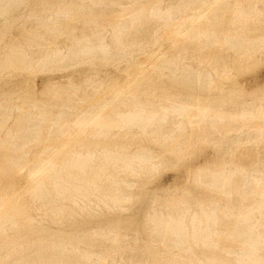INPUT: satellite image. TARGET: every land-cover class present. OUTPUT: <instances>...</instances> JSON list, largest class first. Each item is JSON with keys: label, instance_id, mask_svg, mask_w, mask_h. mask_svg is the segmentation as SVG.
Listing matches in <instances>:
<instances>
[{"label": "bare ground", "instance_id": "bare-ground-1", "mask_svg": "<svg viewBox=\"0 0 264 264\" xmlns=\"http://www.w3.org/2000/svg\"><path fill=\"white\" fill-rule=\"evenodd\" d=\"M134 1L136 5L130 4L133 7L122 8L119 0H80V5L78 0H0V85L9 84V77L13 79L22 72L45 73L72 67H83L98 75L109 66L123 63L125 74L123 83L113 80L95 85L86 75L89 79L82 82L84 87L91 86L94 96L108 89V94L104 93L108 101L104 97H91L86 89L82 94L77 84L72 83L67 102L60 101L62 94L57 88L61 87L50 83L46 90L49 102L37 98L33 85H28L27 92L21 93L25 106L18 104L19 93L11 87L0 90V156L4 158L0 164V264H103L112 258L111 253L120 241L113 226L81 231L78 235L77 231L48 232L43 222L48 219L62 227L83 214L97 215L102 210L115 213L122 209L131 199L133 177L140 179L161 165L147 149L130 150V143L141 137L149 138L162 151L176 152L174 157L180 160L186 148L180 151L183 141L178 135L187 125L200 126L205 122L212 133L221 136L214 145L219 153L216 158L226 156L230 162L213 168L200 165L185 172L190 174L193 185L207 193L228 197L234 194L238 202L224 204L212 197L209 203L199 202L191 210L184 197V200L178 196V199L152 198L143 216L145 226L150 225L151 241L161 244L152 264H264V160L258 159L254 167L242 170L233 161L236 151L245 143L259 142L264 135V127H260L264 124L261 102L241 101L237 104L238 115L231 117L232 114L209 103L193 105L171 95L158 96L156 83L150 76L169 74L172 83L205 92L221 87L212 74L218 77L227 74L225 66L201 52L216 45L235 54L240 52L239 62H248L254 54L264 51V31L257 29L264 24V15L257 5L264 0H172L166 6L156 0ZM97 4L104 9L93 14L95 11L91 9ZM86 10L92 17L99 15L105 19L99 18L102 20L99 25L97 19L88 17L84 21L87 29L76 28L79 18H73L72 14ZM218 13L222 15L216 18ZM224 18L228 22L220 30L216 21ZM65 22L73 23L71 30L65 28ZM147 24L149 28H143ZM169 27L173 28L167 31ZM164 30L170 41L166 42L170 54L167 51V56H154V51L152 55H144L152 62L148 69L137 59L132 61L133 50L146 54L154 47L151 39ZM56 35H64L67 42L56 43L53 39ZM188 45L194 47L191 57L196 66L187 60ZM14 94L17 102L12 101ZM70 101L74 104H69ZM52 108L57 111L52 113ZM231 122L238 126H232ZM165 123H170L171 129L163 130ZM111 130L122 134L120 146L94 143L97 138H108ZM88 137L93 141L90 144L84 143ZM34 142L44 144L36 155L30 148ZM201 142L215 144L211 137H203ZM171 144L178 147L169 148ZM7 172L25 173L26 186L22 192L15 193L12 180L8 186L3 185ZM237 173L241 174L239 181ZM8 190L14 192L9 196ZM22 200L31 203L29 210L38 218L29 216L23 220ZM217 212L227 218L220 229L215 227ZM96 239L108 245L106 251L94 255L90 250ZM224 241L229 244L224 245ZM191 243L208 254L201 258L194 256ZM80 245L89 249H81ZM146 245V252L153 253ZM216 250L221 253L219 258L209 254Z\"/></svg>", "mask_w": 264, "mask_h": 264}, {"label": "rangeland", "instance_id": "rangeland-1", "mask_svg": "<svg viewBox=\"0 0 264 264\" xmlns=\"http://www.w3.org/2000/svg\"><path fill=\"white\" fill-rule=\"evenodd\" d=\"M120 1H122L123 3ZM156 1H161V3H162V4L160 3L161 6H166L172 0H156ZM133 2L135 3L137 1L119 0L120 6L122 8L133 7L134 5H136ZM172 2H174V0ZM80 4H81V2H80V0H78L77 5H80ZM130 4H132L133 6ZM95 6H97V7H93L91 9L92 11H95V12H93V14H97V12H99V10L104 9V7H102V4H97ZM257 7L261 11L262 15H264V8H262V7H264V1L259 2ZM106 11H108L107 8H106ZM82 12L76 11V13L72 14L73 18H77V19L79 18L78 23L75 24L76 28L87 29V26L85 25L84 21L88 20V17L92 18L93 20L97 19L96 21H98L99 25H100L99 22H101L103 19H105V17H102L103 19L101 18V16L99 17V15L98 16L94 15L92 17L93 14L91 15L90 13H88L87 10L85 12L84 11H82ZM86 13L88 16L86 15ZM83 14H85V15H83ZM221 15H222L221 13L216 14V16H217L216 18H218ZM85 18H87V19H85ZM99 18H101L102 20ZM216 22L218 24V28L220 30H224L226 28V23L228 22V19L227 18L226 19L224 18L223 20L217 19ZM63 25L65 26L66 29H68L70 26L73 25V23H71V22L66 23L65 22ZM149 26H150V24H147V25H144L143 28H145V27L149 28ZM169 28L167 29V31L171 30V28H173V27H169ZM71 29L72 28H69V30H71ZM257 29L260 32L264 31V24L258 25ZM165 33H166L165 30L162 31V33L160 31V33L157 34L154 38L156 40H154L153 38L151 39L152 42L153 41L155 42L154 47L152 49H148L146 54L142 55L140 52H136L135 50H133L131 52V56L133 57L132 61L137 59V63H140L141 65L145 64L146 66H144V65L143 66L145 67V69H148L151 67L152 62L147 61L145 59L144 55H147V54L152 55V53H154V51H156V53H154V56H163V55H165V53H167V51H168V54H170L169 52H171V50L168 47L169 44H168V46L166 44V42L169 43L170 41L167 40ZM105 37H106V41H108L109 37L107 35ZM53 39L56 43H58L60 45H63L64 43L67 42V38L64 35H56ZM161 40L163 42H161ZM156 42H158V43H156ZM167 48H169V49L167 50ZM193 48L194 47L192 45H188L187 60H188V62L190 61L189 63H194L193 66H196L195 62L193 61V58L191 57ZM132 53H133V55H132ZM238 53H240V52H238ZM238 53L235 54L232 51H226L224 49H220L216 45L211 47V49L208 51H202L201 52L202 56H211L214 58L213 62L215 60L220 61L225 66V69L227 70V74H224V75L222 74L220 77L212 74V78L221 87H218L216 89L214 88L213 90L211 89L212 91L210 90L209 92H205L203 90L193 88L190 86L186 87V86H183L180 84L172 83L170 81L169 76H167L169 74H167V75L165 74V75L160 76V77L157 74H150L151 79L153 80V83H156V94L158 96L171 95V96H174L179 101L184 100V101H187L193 105L194 104H207V103H209V104L216 106L217 108L221 107V109L224 110L225 112L229 113V115L232 114L231 117L232 116L235 117L236 115H238L240 107L237 104L241 101H243V102L246 101L245 103H247L250 101H254V99H256L257 100L256 102H258V101L261 102L262 107H264V97H262L264 95H261V94H264V51L257 52L256 54H254L253 57L248 62H244V61L239 62V60H238L239 54ZM155 54H157V55H155ZM165 56H167V55H165ZM139 57H144L143 59H145L147 62L145 60H139V59H142ZM190 59H192V60H190ZM135 62H136V60H135ZM118 65L119 66H117V67L109 66V67L103 69V72H100V74H98V75H95L94 73H90V72L86 71L83 67H80V68L72 67L71 69L73 71L70 68L68 70L67 69L66 70L62 69L59 71L54 70L55 71L54 74H52L54 71L45 72V73L40 72V71H35V72L33 71V73L22 72L21 74H19L17 76L18 78L16 76H15L16 78L14 77L13 79L11 77H9V80L7 79L8 82H10L9 84H7V85L3 84L2 85V83H3L2 82L0 85V90H7V89L10 90L8 87H11V89L18 92L19 93L18 95L17 94L13 95L14 99H12V101L17 102L20 99L18 104H20V105L22 104L21 106H25V104L22 102L23 101L22 96H24L23 94H25V92H27L28 85H30V86L33 85L35 96L37 98H40V99L46 101V102L48 101V98L46 96V94H47L46 90H47V88H49L48 85H50V84H53L55 87H61V88H57L59 93L61 92V94H62V99L60 101H65V102L69 101L68 95H69V93L72 92V89H70V83L77 84L78 89H81V91L80 90L77 91L78 94H81V93L83 94L84 90L86 89L87 92L86 91L85 92L88 95H90L91 97H94V98L98 97V98L103 99L102 97H104V93L108 94V89L105 88L104 93L99 92V93L95 94L96 96H94L93 92H92L93 91L92 87L89 86L90 88L89 87L86 88V87H84L85 85H83L82 82L89 79V77L86 76V75H88V76H90L89 80H93L92 82L94 83V85H95V82L101 83V81L105 84H109L113 80H116L119 83H123L124 79H125V76H124L125 74L123 72L124 64L121 63ZM148 65H150V66H148ZM146 67H148V68H146ZM210 67L209 68L206 67V69H210ZM64 70H65V72H63ZM68 72H72V73H68ZM39 73H41V74H39ZM49 73H51L52 76ZM73 73H75V74H73ZM90 74H93L94 78H92L93 75H90ZM32 75H34L35 77ZM44 76H46V78ZM63 76L68 78V79L64 78ZM52 77L54 80L52 79ZM57 77L59 78V80ZM61 77H63V78H61ZM95 77H97V78H95ZM50 78L52 80H49ZM83 78H85V79H83ZM47 79L49 81H53V82H49V81H47ZM69 79H71L70 82H69ZM55 80H56V82L59 81V83H56ZM62 80H64V81H62ZM65 80H66V82H65ZM60 83H61V86L59 85ZM63 83H65L64 84L65 88H64ZM93 83H92V85H93ZM103 83H101V84H103ZM11 85H13V86H11ZM4 87H6V88H4ZM42 87H44V88H42ZM66 87L68 88V90H63V89H67ZM39 89H41V90H39ZM69 89H70V91H69ZM88 91H90L92 94L89 93ZM21 93H23V94L21 95ZM39 93H40V95H39ZM42 93H45V94L42 95ZM107 94H105L106 95L105 97H108ZM16 95L19 97L18 100L16 98L17 97ZM211 97H213V98H211ZM15 98H16V100H15ZM106 99H108V98H105V101L109 100V99L108 100H106ZM157 100L159 101V99H157ZM53 101H50L53 103L51 105H54ZM68 103L72 105L73 101L72 102L70 101ZM56 111H57V108L51 109L52 113H55ZM105 112H107V110ZM235 113H237V114H235ZM182 122L185 123V118L182 119ZM230 124L232 126H238V124L237 123L235 124V122H231ZM257 124H259V122ZM201 125H203V126H201ZM260 127H264V124L261 123ZM169 129H171V124L165 123L163 125V130L167 131ZM250 131L251 130H249V132ZM110 132L113 135L109 134L108 138H105V139L97 138V139L93 140L94 143H98V144L106 145V146H120L121 145L120 140L122 138V134L116 132V130H113V131L111 130ZM114 134H116V135H114ZM251 136H253V135L251 134ZM178 137L179 138L181 137L180 139L183 141L179 145L180 151H183L186 148L184 150V152H185L184 157L180 160H178L176 157H174L176 152L169 153V152L162 151L159 148V145L150 142L149 138L141 137L140 139L133 140V143H130V145L128 147L130 150L134 151L136 148L147 149L154 156L153 157L154 161L157 163L161 162V165L155 171L151 172L150 174L147 172L145 175L141 176L140 179H138V178L135 179L133 177V180H134L133 186L129 190V194L131 195V199L129 200V202L125 203V206L123 208H125V207L126 208L124 210L122 208L115 213L114 212L113 213L108 212L106 210H102L97 215H85V214H83L76 221L70 220L67 222V224L65 226H62V227L58 226L55 222H51L50 220L46 219L43 222L44 228L48 232H61V231L62 232H75V231H77V233L79 235L81 233V231H85V230L91 231V230H94L98 227L106 229L108 227L110 228L111 226H113V228L116 229L118 232L120 241L115 246V250H113V252L111 253L112 258L106 259V261H104L103 264H148V263L152 264V260L157 256V254L155 252L161 251V244L158 242L151 241L152 239L148 235L149 234L148 232L150 230V225L147 223L146 224L147 226H145L146 222H145L144 217H143L145 210L148 209L149 203H150L152 198H156L158 200H162L165 198L167 199L168 197H169V199H178V198H179V200L186 199L185 201H188V203H190V205H191V210H194L196 207V204L199 202H202L204 204L209 203V201L212 200V197L218 198L221 201V203H224V204L230 203V204L236 205L238 202V198L234 194H231L228 197V196H224L223 194L219 195V196H215V195H212L210 193H207L206 191H204L200 187L193 185L191 183V180H190L191 176L189 177L190 174L185 172L186 170L188 172H192L193 169L200 167V165H202V166L206 165L207 166V164H208V167L213 168L215 165H219V164L224 165L225 163H229L230 160H228V158L226 156L216 158V155L217 154L219 155V153H217L214 145H216L217 141L219 139H221L220 138L221 136L218 133L217 134L212 133V131L208 128L207 123L205 122V123L200 124V126L193 125L192 127H189L187 125L186 128L178 135ZM203 137H206L208 139H210V137H211L212 140L215 142V144L214 143L205 144V143L201 142V138H203ZM259 138H260L259 140L261 142L260 141L259 142L251 141L247 144L245 143V145L243 144L244 146H242L238 151H236V153H235L236 161H235V159H233V161L235 162L236 167L237 166L239 167V168L237 167L238 169H240V170H242V168L243 169H247V168L250 169V168H252V166L254 167L255 162L258 161V159L264 160V144H262V142H264V135L260 136ZM86 139H87L86 142H84L86 144H90L93 142L91 140L92 138H90V137H88ZM257 144L259 146H256ZM43 145L44 144L40 143V142L32 143L30 145L31 153L35 154V155L39 154L41 152ZM168 146H169V148L170 147H172V148L178 147V145L175 146V144H171ZM243 147H244V149H242ZM255 149H257L259 151L255 150ZM177 152H179V150ZM0 155H2V153H0ZM158 156H161V157L158 158ZM260 156H261V158H260ZM0 157H1L0 164H3L4 158H3V156H0ZM218 159H219V161L217 162L216 160H218ZM210 160H211V162L208 163L207 161H210ZM222 160H223V162H222ZM214 162H216V163H214ZM202 163H206V164H202ZM173 164H177V165L175 167H173ZM24 175H25V173L24 174L23 173L13 174L12 172L11 173L7 172L3 175L4 178L2 177L3 178L2 181L4 180L2 183L4 186H8L10 184L9 183L10 180H12L15 182V183L13 182V185H12L13 186L12 189H15V193L16 192H22L23 188H25V186H26ZM235 176H236V181H239L241 174L237 173V174H235ZM186 177H188V179ZM16 187L17 188L19 187V189H17ZM13 192L14 191L8 190V194L10 193L9 196ZM177 196H178V198H176ZM182 197H184V199ZM24 200L29 201L26 198H24ZM24 200L21 201V204H22L21 205L22 206L21 213H23L22 214V217L24 218L23 220H25V218H28L29 216H33V217L35 216L36 217L35 213H33V211H31L32 206H31V203H29L30 201L25 202ZM24 203H25V205H24ZM29 208L31 210H29ZM216 214H217V217H216L217 218L216 219L217 224L215 227L218 229L223 228V226L227 222V218L223 217L220 212H217ZM36 218H38V217H36ZM21 222H23V221H21ZM23 223H25V222H23ZM147 243L152 248V252H153V253H151L152 255L147 253L145 250ZM223 244L227 246L229 244V242L224 241ZM107 245L108 244L106 242H103L100 239H96L93 242V247H91L90 251L94 255L99 254L103 251H106L105 247H107ZM80 248L81 249H89L88 246H84V245H80ZM191 249H192L191 253L196 257L201 258V257H204L205 255L208 254L207 250L204 251L203 249L194 245L193 243H191ZM209 254H211L212 256L215 255L214 256L215 258H219L221 255L219 250L213 251L212 253L209 252Z\"/></svg>", "mask_w": 264, "mask_h": 264}]
</instances>
